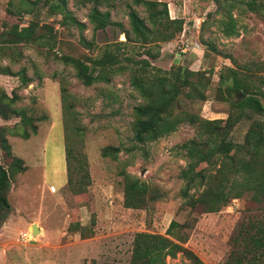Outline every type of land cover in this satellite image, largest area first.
<instances>
[{"label": "rangeland", "instance_id": "obj_1", "mask_svg": "<svg viewBox=\"0 0 264 264\" xmlns=\"http://www.w3.org/2000/svg\"><path fill=\"white\" fill-rule=\"evenodd\" d=\"M161 1L167 3L172 17L182 20V31L171 42L159 43V56L151 63L168 69L180 62L192 70L208 71L204 101L180 105L207 119H223L228 105L220 98L217 73L224 66L252 68V64L264 63L263 16L246 9L243 0ZM94 3L98 10H107L112 21L96 31L87 20ZM27 6L25 0H0V33L34 19L51 35L46 47L19 44L0 53V66L14 73L24 67L32 79L21 85L17 76L0 75V87L7 95L19 96L16 105L25 109L36 127L26 139L18 129H7L4 136L10 156L0 149V163L10 181L6 195L10 211L0 224V264H129L133 235H165L171 220L178 223L172 230L184 238L173 242L193 252L203 264H224L234 228L246 214H258L264 201L253 202L247 192L215 212H206L205 205L195 201L201 197L209 202L203 185L187 188L185 196L181 192L185 181L179 174L188 162L179 145L195 135L193 127L182 124L168 135L134 145L132 108L141 99L130 86L127 72L105 69L106 81L86 86L70 65L58 59L63 54L97 57L106 43L123 42L120 30L128 27V7L143 17V6L132 0H64L67 13L80 27L44 7L31 14L21 12ZM227 9L235 19L236 33L230 36L223 35L219 24ZM48 27L52 28L49 32ZM80 37L90 44L81 43ZM88 67L84 61L83 68ZM256 117L264 121V116ZM14 121L0 123L10 126ZM248 123L247 118L238 121L229 139L242 142ZM113 147L117 150H104ZM14 157L21 159L22 171H10ZM124 173L146 183L150 195L158 198L145 208L129 204ZM32 224L38 230L34 234ZM74 224L82 229L70 228ZM164 263L189 261L177 251L165 256Z\"/></svg>", "mask_w": 264, "mask_h": 264}, {"label": "trees", "instance_id": "obj_2", "mask_svg": "<svg viewBox=\"0 0 264 264\" xmlns=\"http://www.w3.org/2000/svg\"><path fill=\"white\" fill-rule=\"evenodd\" d=\"M25 1L28 6L21 10L23 13L31 14L38 7H44L48 13L61 14L64 20H69L78 27L82 26L67 13L64 0ZM132 3L142 5L145 16H139L133 8L128 7V27L120 30L124 35L123 42L106 43L97 57L85 56L81 59L63 54L58 59L70 65L76 78L86 86L95 81H106L105 69L127 72L130 86L141 99L132 108L134 145L141 146L168 135L182 124L193 127L195 135L179 145L188 162L179 174L185 181V187L181 190L183 196L186 195L187 188L203 185L202 191L207 193L209 202L201 197L195 201L204 204L206 212H215L230 199L247 192L253 202L261 203L264 201V121L256 116H264V63L252 64V68L224 66L222 71H218L219 95L228 105L223 119H207L200 116L198 111L181 108L184 101H204L210 82L208 71L192 70L180 62L172 64L168 69L154 66L151 62L159 56V43L176 39L182 31L183 22L180 18L169 16L165 1L132 0ZM242 4L250 11L260 12L264 18V0H243ZM7 12L10 13L9 10ZM87 20L92 31L112 24L109 12L98 10L96 3L90 7ZM219 24L223 35L236 33L235 19L228 9ZM43 27L46 26L29 19L26 23L13 25L1 32L0 53L4 54L5 48L10 50L12 46L19 44L33 43L46 47L51 35L44 33ZM50 30L52 28L48 27L47 32ZM80 41L85 45L90 44L82 37ZM211 50H214L213 47ZM84 61L89 64L88 70L83 68ZM0 74L17 76L21 85H27L32 80L25 73L24 67L14 73L8 66H0ZM17 101L19 96L14 93L7 95L0 87V120H16L10 126L0 123V149L7 157L10 156L9 145L4 136L7 129L12 132L18 129L17 132L23 139L28 138L29 132L35 133L36 130L33 119L26 115L24 108L16 105ZM39 118L41 119L38 117L37 120ZM243 118L249 120L247 129L242 142L234 143L228 136L234 125ZM105 149L116 151L117 147ZM64 152L66 183H69L68 151ZM9 168L14 173L22 171L24 166L20 158L14 157ZM53 169L56 173L55 162ZM211 169L213 172H210ZM124 180L125 195L132 200L129 204L145 208L149 201L158 198L157 195H150L149 186L139 179L124 173ZM9 187V174L0 163V224L10 211L6 196ZM177 224L171 220L165 229V235L136 232L132 239L129 264H165L164 257H172L177 251L185 254L188 264H203L193 252L172 241L175 239L182 242L184 239L172 230ZM70 228L82 229L79 224L72 227L70 225ZM228 246L224 264H264V208L258 214H246L240 220L229 236Z\"/></svg>", "mask_w": 264, "mask_h": 264}, {"label": "water", "instance_id": "obj_3", "mask_svg": "<svg viewBox=\"0 0 264 264\" xmlns=\"http://www.w3.org/2000/svg\"><path fill=\"white\" fill-rule=\"evenodd\" d=\"M33 226H35L34 224H32V227H31V232L34 234L36 233V231H38L37 229H35Z\"/></svg>", "mask_w": 264, "mask_h": 264}, {"label": "crops", "instance_id": "obj_4", "mask_svg": "<svg viewBox=\"0 0 264 264\" xmlns=\"http://www.w3.org/2000/svg\"><path fill=\"white\" fill-rule=\"evenodd\" d=\"M168 11H169V16L172 17L171 9H169ZM183 35H184V34H183ZM188 42H189V41H188ZM192 43H195V44H196V42H194V41H193ZM0 75H1V74H0Z\"/></svg>", "mask_w": 264, "mask_h": 264}]
</instances>
